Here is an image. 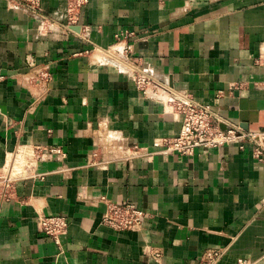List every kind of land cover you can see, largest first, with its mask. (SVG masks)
Instances as JSON below:
<instances>
[{"label":"crops","instance_id":"1","mask_svg":"<svg viewBox=\"0 0 264 264\" xmlns=\"http://www.w3.org/2000/svg\"><path fill=\"white\" fill-rule=\"evenodd\" d=\"M78 21L87 42L66 27L67 0H0V174L20 146L66 155L47 154L44 178L0 200V264H201L209 250L216 264H264V163L249 145L157 153L180 118L117 64L126 48L157 80L263 131L264 0H89ZM122 202L148 212L140 230L102 224ZM39 216L69 220L60 246Z\"/></svg>","mask_w":264,"mask_h":264},{"label":"built area","instance_id":"2","mask_svg":"<svg viewBox=\"0 0 264 264\" xmlns=\"http://www.w3.org/2000/svg\"><path fill=\"white\" fill-rule=\"evenodd\" d=\"M24 3L34 11L38 8L35 2L25 1ZM88 3L89 0H67L66 27L86 42L88 39L83 33L81 34V30L76 32L73 29L79 27V12ZM123 36L124 39H128L133 34L126 32ZM129 53L130 51L124 48L121 51L123 57H117V64L122 72L130 76L136 89L145 97L160 101L181 121L179 134L172 139L160 141L157 145L159 148L157 153L193 157L198 150L208 151L236 145L244 148L249 145L253 150L254 158L264 163V130H250L241 123L224 117L214 107L201 105L189 94L169 87L147 73L139 62L131 59ZM48 76L47 73H41L42 78L47 79ZM146 151L138 145L131 147V155H140ZM47 154L60 158L66 156L61 148L20 146L13 155L11 163L0 174V200L9 197L12 185L17 180L44 178L45 174L39 173L38 169ZM96 157L98 152L93 153V158ZM148 216L147 211L130 202L108 203L102 217V224L116 231L140 230ZM37 223L40 232L59 246L61 237L66 234L70 225L69 220L63 216H39ZM222 255L221 251H206L201 264H216ZM241 264L246 263L241 261Z\"/></svg>","mask_w":264,"mask_h":264}]
</instances>
